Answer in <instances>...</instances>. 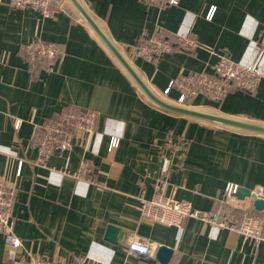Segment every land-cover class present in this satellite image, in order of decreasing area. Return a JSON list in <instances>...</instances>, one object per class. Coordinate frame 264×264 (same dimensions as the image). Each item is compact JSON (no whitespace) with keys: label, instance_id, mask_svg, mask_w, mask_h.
Instances as JSON below:
<instances>
[{"label":"crops","instance_id":"1","mask_svg":"<svg viewBox=\"0 0 264 264\" xmlns=\"http://www.w3.org/2000/svg\"><path fill=\"white\" fill-rule=\"evenodd\" d=\"M78 1L167 103L174 105L178 97L172 89L162 94L171 79L210 73L218 53L236 62L259 53L264 74V0H179L174 7ZM157 31L172 39L187 33L200 46L193 54L173 51L152 62L136 57L135 45ZM34 38L64 50L52 72L26 61L23 46ZM186 107L264 126V76L253 94L232 90L218 102L197 96ZM66 109L97 113L95 130L74 134L64 156L53 151L48 168H42L34 164L38 129ZM112 135L118 144L108 153ZM180 137L187 150L179 167L180 151L166 144ZM83 161L93 170L91 181L75 178ZM164 171L169 172L166 195L201 211L222 205L228 212L236 200L224 197L228 183L264 191V134L154 105L68 0L49 19L0 5V180L15 189L13 232L23 253L65 263L83 258V264H163L156 253L165 246L172 250L165 264H261L262 245L237 233L215 231L194 219L181 229L141 222L137 196L151 198ZM108 225L118 229L115 244L104 239ZM133 235L153 243L152 259L128 252L126 241ZM11 255L0 234V264Z\"/></svg>","mask_w":264,"mask_h":264},{"label":"built area","instance_id":"2","mask_svg":"<svg viewBox=\"0 0 264 264\" xmlns=\"http://www.w3.org/2000/svg\"><path fill=\"white\" fill-rule=\"evenodd\" d=\"M66 0H0V5H7L19 10H34L49 19L57 10H63ZM147 5L158 7H174L179 0H139ZM214 8H209L204 18L210 21ZM172 39L162 31L146 38L135 45L134 55L144 61H155L160 55L173 51L193 54L198 48L197 41L187 33L174 35ZM23 53L28 63L40 62L45 72H52L54 64L64 54L61 46L54 42H46L39 38L28 41L23 46ZM255 53L249 61H233L227 55L218 53L216 61L211 66V72H191L180 74L170 80L163 91L165 97L172 89L178 94L175 104L186 107L197 96H203L212 101L222 100L232 90H241L250 94L255 93L264 74ZM98 115L94 111L68 112L60 119L48 121L39 129L34 139L37 158L34 164L48 168L47 161L55 151L59 156L70 149V138L74 134L92 133L95 130ZM19 121L15 122L18 127ZM118 144V138L110 137L107 152H112ZM166 145L180 151L179 167L187 150V142L182 137L169 141ZM64 174V173H63ZM169 172L164 171L154 184V193L146 199L142 193L137 196L140 221L150 224L172 226L181 229L185 220L194 219L212 230H228L243 237L244 240L261 244L263 247L264 264V213L253 208V200L264 201V191L260 186L249 190V196L242 199L236 196L239 187L228 183L224 188L225 198H235L230 210L211 209L201 211L195 209L189 202L177 200L165 194ZM93 170L87 161H83L80 170L75 174L77 180H92ZM15 202V189L0 180V234L5 246L12 253L6 264H83V258L74 259L69 263L44 259L32 253H23L21 240L13 232L12 207ZM129 253L142 256L145 260L153 258L156 247L148 238L133 235L126 241Z\"/></svg>","mask_w":264,"mask_h":264},{"label":"water","instance_id":"3","mask_svg":"<svg viewBox=\"0 0 264 264\" xmlns=\"http://www.w3.org/2000/svg\"><path fill=\"white\" fill-rule=\"evenodd\" d=\"M74 10L78 13V15L87 23V25L92 29V31L96 34L99 40L103 43V45L107 48V50L112 54V56L116 59L119 65L125 70V72L129 75V77L134 81V83L139 87V89L143 92V94L157 107L164 109L168 112L183 115L186 117H192L196 119L206 120L214 123H218L221 125L231 126L251 132L264 134V126L257 125L254 123H249L245 121H240L236 119H231L227 117H222L219 115L209 114L201 111H196L187 107H181L177 105H173L167 103L162 100L158 96H156L149 87L145 84V82L141 79V77L135 72L130 63L126 60V58L121 54L118 48L107 38V36L101 31L96 22L92 19V17L87 13V11L83 8V6L79 3L78 0H68ZM236 196L242 199L245 196H249V190L244 188H239ZM253 208L264 213V201L259 199L253 200ZM118 229L108 225L105 230L104 239L105 241L115 244L117 239ZM172 254V250L165 247L160 246L157 249L156 258L163 264H165Z\"/></svg>","mask_w":264,"mask_h":264},{"label":"trees","instance_id":"4","mask_svg":"<svg viewBox=\"0 0 264 264\" xmlns=\"http://www.w3.org/2000/svg\"><path fill=\"white\" fill-rule=\"evenodd\" d=\"M35 63V62H34ZM38 63H40V62H36L35 64H38ZM30 65L31 64H33V63H29ZM35 64H33V65H35ZM68 112H77V113H79V112H83V111H78V110H76V109H66L65 111H64V113H62L57 119H60L61 117H63L66 113H68ZM54 120H56V119H54ZM50 121H53V120H50ZM217 208H220V209H224L223 207H222V205H220V206H217ZM226 210V209H225ZM224 210V211H225Z\"/></svg>","mask_w":264,"mask_h":264}]
</instances>
